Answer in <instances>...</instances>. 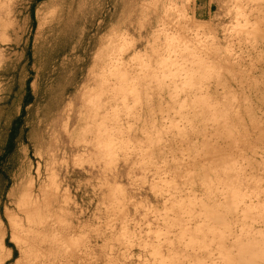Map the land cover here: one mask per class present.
<instances>
[{"label":"rangeland","instance_id":"obj_1","mask_svg":"<svg viewBox=\"0 0 264 264\" xmlns=\"http://www.w3.org/2000/svg\"><path fill=\"white\" fill-rule=\"evenodd\" d=\"M0 254L264 264V0H0Z\"/></svg>","mask_w":264,"mask_h":264},{"label":"bare ground","instance_id":"obj_2","mask_svg":"<svg viewBox=\"0 0 264 264\" xmlns=\"http://www.w3.org/2000/svg\"><path fill=\"white\" fill-rule=\"evenodd\" d=\"M46 6H47V4L44 3V4H41L39 7H40V8H46ZM56 16H57V15L51 13V15H50V20L53 21V24H54V23L56 24L57 28H59V27H61V21H62V20L59 18L58 21H56V18H57ZM55 21H56V22H55ZM27 197H28V196H27ZM27 197H26L25 199H24V197H22L21 200L24 199L23 201H26V202H27V200H28ZM23 201H22V202H23ZM22 202H19V203H18L17 208H19L21 211L24 212V211H25V205H26V204L23 202L22 205H24V204H25V205H24V207L21 208L20 205H21ZM27 218H28V217H27V215H26V219H27ZM24 220H25V219H24ZM28 246H29V245H28ZM31 247H32V246H31ZM31 247L29 248V252L32 250ZM0 255H2V254H0ZM0 262H2V260H1ZM4 262H5V261H3V262L0 263V264H4Z\"/></svg>","mask_w":264,"mask_h":264}]
</instances>
